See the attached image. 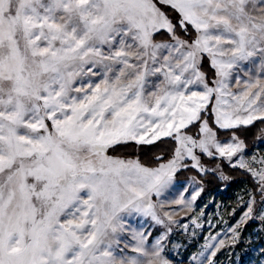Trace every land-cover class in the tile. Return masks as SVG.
<instances>
[{
	"label": "snow or ice",
	"instance_id": "1",
	"mask_svg": "<svg viewBox=\"0 0 264 264\" xmlns=\"http://www.w3.org/2000/svg\"><path fill=\"white\" fill-rule=\"evenodd\" d=\"M213 97L215 128L201 120ZM196 121L199 138L184 135ZM256 121L264 122V0H0V264H170L176 209L159 215L154 197L187 160L228 179L219 164L202 167L197 149L250 173L261 194L262 207L251 195L229 229L234 246L239 224H264V157L245 159L237 134ZM165 137L176 147L155 166L108 155ZM202 192L173 203L191 209ZM135 215L164 226L155 243L130 229ZM129 231L134 243H124ZM218 236L206 238L197 264H215Z\"/></svg>",
	"mask_w": 264,
	"mask_h": 264
},
{
	"label": "rangeland",
	"instance_id": "2",
	"mask_svg": "<svg viewBox=\"0 0 264 264\" xmlns=\"http://www.w3.org/2000/svg\"><path fill=\"white\" fill-rule=\"evenodd\" d=\"M161 7L164 9V6L161 5ZM249 67L253 72V78H255L260 71L259 62H257L256 66L249 65ZM209 83L211 84V82ZM232 90L236 91L234 81ZM214 104L215 99L213 97L209 109L213 121L212 105ZM209 112L207 111L205 113L207 114ZM200 123L190 132H184L186 129H182V133L193 138H199ZM229 138L221 140H227ZM196 153L200 158L202 167L216 168L218 164L221 166V163L229 165L226 160L209 159L207 156L201 155L198 149ZM253 156L257 159L264 157V128L261 129L252 146L245 148L244 158L250 160ZM202 158H206V161H203ZM186 163L188 167L181 169L179 172L190 169L194 174L183 180L176 178L174 186L167 189L161 195L159 201H156L154 197L159 215L163 216V211L176 209L173 220L178 223L172 225V232L170 234L171 243L165 242V255L170 260V264H197V261L193 260L192 257L198 256L201 251H204L205 255H207L208 253L203 247L206 238L216 236L217 234H219L218 240L225 241V246L221 247L213 258L215 264H264V224L258 219L249 220L246 224H239L238 242L234 246L231 242L233 234L229 229L236 227L238 222L241 221L243 212L246 211L244 203L253 195L246 183L243 181L232 182L230 179H221L219 173L208 172L202 175L195 168L191 167L193 163L191 160H187ZM240 170L246 172L252 178L250 173L244 169ZM207 174L216 177L223 183V186L213 192H207L205 185L199 180V176ZM198 187H202L203 192L193 203L191 209L184 208L180 210L182 206L173 203V201L181 198L182 193L185 199H190L192 190ZM185 189H188V191L185 192ZM255 198L257 201L256 206L259 209L262 207L259 203L261 194L258 192ZM160 203H163V209L159 207ZM233 209H235V213H233ZM193 218H195L196 223H193ZM128 221L132 231H139L146 234V243L149 245L155 243V240L165 231L164 226L157 225L150 217L135 215L129 217ZM197 224L200 226L197 227ZM184 225L188 226L186 230L183 227ZM250 225L253 226L251 227ZM132 231L123 234L124 243H134ZM210 242L216 243L218 241ZM121 247H123V243ZM198 258L203 259V257ZM204 264H207V261Z\"/></svg>",
	"mask_w": 264,
	"mask_h": 264
},
{
	"label": "trees",
	"instance_id": "3",
	"mask_svg": "<svg viewBox=\"0 0 264 264\" xmlns=\"http://www.w3.org/2000/svg\"><path fill=\"white\" fill-rule=\"evenodd\" d=\"M167 11V9H165ZM172 15L171 12L168 13ZM168 39L166 33H162L157 36L158 41H166ZM203 71L207 74L208 81L211 82L214 78V70L210 67L207 61L204 63ZM210 105L207 109L209 112ZM206 111V112H207ZM207 119L209 125L215 128V124L213 123V117L209 113H203L201 120ZM201 121H197L194 124H191L184 132H190L192 129L198 126V123ZM264 128V122L258 121L255 122L253 125L248 126L247 128H241L238 130L237 134L239 135L240 139L243 140L247 147L252 146L257 135L260 133L261 129ZM231 132H226L224 130H220L219 138L225 139L229 138ZM175 141L171 138L165 137L162 138L160 141L155 142L152 145H136L134 142H130L127 144H119L114 146V148H110L108 150V154L111 156L121 157V158H131V159H139L142 164L147 166H155L154 161L157 156H163L165 159L171 158L173 151L175 149ZM203 161H206V158H202ZM221 168L225 176L228 177L232 182L243 181L246 183L252 194L255 196L258 195V192L255 191L257 185L255 184L254 180L244 171L238 168H231L229 165L225 163H221ZM194 172L192 170L187 169L181 171L177 174L176 178L178 180L187 179L188 177L192 176ZM199 180L205 185V189L207 192H213L223 186V183L218 180L216 177L212 175H204L199 176ZM251 227L253 225H250Z\"/></svg>",
	"mask_w": 264,
	"mask_h": 264
}]
</instances>
